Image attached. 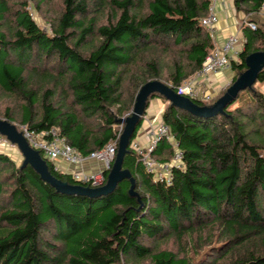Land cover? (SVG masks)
I'll use <instances>...</instances> for the list:
<instances>
[{"label": "trees", "instance_id": "obj_1", "mask_svg": "<svg viewBox=\"0 0 264 264\" xmlns=\"http://www.w3.org/2000/svg\"><path fill=\"white\" fill-rule=\"evenodd\" d=\"M31 1L41 14L53 2L0 0V91L19 107L6 106L0 119L18 131L55 128L84 156L110 142L119 146L121 119L144 84L159 81L177 91L215 47L201 22L212 0H59L57 17L44 15L50 31L34 19ZM232 1L244 14L239 23L246 38L232 64L233 84L248 71L246 58L264 52V0ZM258 83L264 84V64L255 83L212 117L150 93L146 109L155 98L168 102L162 122L182 153L170 182L148 172L132 146L147 111L123 162L134 183L125 178L107 194L60 193L30 164L0 153V264H264ZM218 98L191 99L209 107ZM174 154L173 141L160 137L153 150L158 164ZM41 155L55 177L93 187ZM170 238L180 250L162 247Z\"/></svg>", "mask_w": 264, "mask_h": 264}, {"label": "built area", "instance_id": "obj_2", "mask_svg": "<svg viewBox=\"0 0 264 264\" xmlns=\"http://www.w3.org/2000/svg\"><path fill=\"white\" fill-rule=\"evenodd\" d=\"M218 2L219 0H212L208 15L201 20L202 24L211 32L213 38L215 36L216 27L220 21ZM261 14L264 15V4L261 9ZM248 24L252 28H256L254 22H248ZM239 25L241 26L240 23ZM236 32L237 33L231 34L221 47L215 45L214 49L205 58L201 69L185 81V83L178 88L176 91L177 93L189 98H200L201 100L206 101H211L213 99L212 93L204 92L201 97L198 96L197 88L203 83V80L209 78L213 74L223 73L229 71L231 68L233 69L232 64L239 61L240 52L244 47L246 38L239 27L238 29L236 28ZM124 127L125 124L120 126V132H123ZM22 132L30 145L51 161L63 159L71 164H78L86 159H96L101 161L104 164L102 170L89 175H74L78 180L85 182L89 181L94 188L105 184V171L112 168L118 152L117 143L110 142L104 149L93 151L89 155L84 156L77 150V148L70 145L65 138L60 136L55 128L43 132H36L23 126ZM162 136H168L173 141L175 154L171 162L158 164L153 155V150ZM150 137V143L148 146H142L136 140L133 141L132 146L141 156V160L148 172L154 173L156 179H166L170 182L172 179L171 168L173 166L178 168L183 165L182 153L171 135L170 128L163 122L156 125V127L150 132Z\"/></svg>", "mask_w": 264, "mask_h": 264}, {"label": "water", "instance_id": "obj_3", "mask_svg": "<svg viewBox=\"0 0 264 264\" xmlns=\"http://www.w3.org/2000/svg\"><path fill=\"white\" fill-rule=\"evenodd\" d=\"M248 71L243 74L236 82H234L223 96L218 98L212 106L200 107L191 98L181 95L171 87L159 81H149L144 84L137 96L136 102L131 115L122 118L125 127L120 136L118 152L115 161L110 169L107 177V182L100 187H87L81 184H70L55 177L49 170L47 160L41 155L40 151L34 149L23 132L18 131L16 126L7 120L0 119V133L5 135L13 144H16L23 154V165L30 164L41 176V178L51 184L56 190L63 194H79L87 196H100L110 193L116 185L125 178H130L134 183L131 172L123 169V162L130 141L136 130L137 124L141 117L147 111V99L152 92H159L164 95L169 101L178 104L179 106L191 111L195 115L202 117H212L222 112L230 101L238 94L239 91L251 87L258 76V72L264 64V52H254L247 58ZM134 189V185L132 186Z\"/></svg>", "mask_w": 264, "mask_h": 264}, {"label": "crops", "instance_id": "obj_4", "mask_svg": "<svg viewBox=\"0 0 264 264\" xmlns=\"http://www.w3.org/2000/svg\"><path fill=\"white\" fill-rule=\"evenodd\" d=\"M224 6L227 8L224 10ZM218 11L220 15V21L218 23V26L216 27V32L214 36L215 45L222 46L226 39L236 32V23L237 22L234 18V15H236L233 1L231 0H219L218 4ZM227 13V16L232 18H225V15ZM215 37H217L218 42H216ZM222 73H216L211 75L209 78L203 80L202 82L206 84H209L213 87L214 84L218 83L216 80H219L221 78ZM202 85V84H201ZM199 86L198 89V96H202L204 92L200 93V89L202 86ZM203 93V94H202ZM200 99V98H199ZM168 102L164 101L161 98H155L151 101L149 108L147 109V113L145 115V119L143 122V125L139 131V134L137 138L135 139L137 142H139L142 146H148L150 143V132L156 127V125L162 123V112L164 108L166 107ZM57 168L61 172L69 173L72 175L78 174V175H89L91 173L100 171L104 168V164L96 159H86L85 161L78 163V164H71L66 162L63 159H57L52 161Z\"/></svg>", "mask_w": 264, "mask_h": 264}, {"label": "rangeland", "instance_id": "obj_5", "mask_svg": "<svg viewBox=\"0 0 264 264\" xmlns=\"http://www.w3.org/2000/svg\"><path fill=\"white\" fill-rule=\"evenodd\" d=\"M218 4H219V2H218ZM58 6H59V0H53L51 5L44 7L45 8L44 14H41L38 10H36V8L33 5V2L31 1L28 9L31 12V14L33 15L34 19L44 28V30L50 31L49 19H47L45 16L49 15V18H51V19L56 18L57 14H58ZM225 9H227V8L224 6V10ZM224 15H225V18L228 17V18L232 19L229 16V14L227 16V13L226 14L224 13ZM234 18L237 21V22H235L236 28L238 29V27H239V29H241L239 22L242 18H245L244 14L236 13V15H234ZM263 18H264V15H263ZM234 33H237V32L234 31ZM215 40H216V42H218L217 37H215ZM152 52H154V51H152ZM146 56H150V54L148 53ZM162 57H164L163 59L167 61V56H162ZM235 75H236L235 70L231 68L229 71H225L221 74L222 77L219 78V80H216L218 83L214 84L213 87L210 86L209 84L205 85V83L203 82L201 85L202 87L200 89V93L201 92L212 93L213 99L218 98L232 84V81H233V78ZM257 88H259L264 93V84L258 83ZM244 94L245 95L242 99V102L246 101L249 97L248 92H245ZM17 104H18L17 100L14 97L7 96L2 91H0V114H2L4 112L6 106H13L14 111L18 112L19 107ZM132 112H133L132 110L127 111L123 115L124 116L123 118L129 116L130 114H132ZM16 114H18V113H16ZM20 131H23V128L22 129L20 128ZM0 153L9 156L13 160H15L16 164H18V165L24 161L23 154L21 153V151L19 150L17 145H14L13 143H11V141L5 135H3L1 133H0ZM162 247H167L169 249H174V250H180L179 249L180 244L177 242V239H175V238H170L165 244H163ZM201 254L200 253L193 254V261L197 262L200 259ZM143 264H149V262L145 261V262H143Z\"/></svg>", "mask_w": 264, "mask_h": 264}]
</instances>
